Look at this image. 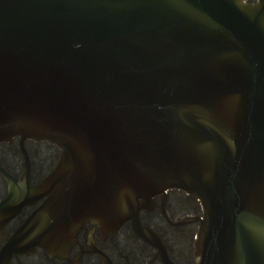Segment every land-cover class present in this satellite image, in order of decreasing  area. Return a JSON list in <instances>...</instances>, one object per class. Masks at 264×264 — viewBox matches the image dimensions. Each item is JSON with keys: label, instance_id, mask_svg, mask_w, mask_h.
Instances as JSON below:
<instances>
[{"label": "water", "instance_id": "95a60500", "mask_svg": "<svg viewBox=\"0 0 264 264\" xmlns=\"http://www.w3.org/2000/svg\"><path fill=\"white\" fill-rule=\"evenodd\" d=\"M0 264H264V0H0Z\"/></svg>", "mask_w": 264, "mask_h": 264}]
</instances>
